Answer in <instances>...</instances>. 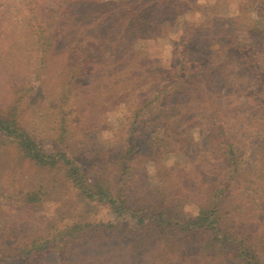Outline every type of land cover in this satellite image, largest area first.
<instances>
[{
	"label": "rangeland",
	"instance_id": "rangeland-1",
	"mask_svg": "<svg viewBox=\"0 0 264 264\" xmlns=\"http://www.w3.org/2000/svg\"><path fill=\"white\" fill-rule=\"evenodd\" d=\"M110 2L116 4L111 9L115 12L105 15L103 6ZM60 3L0 0V110L16 108L22 127L46 153L57 145L64 112L68 138L81 149L80 161L89 162L102 156L98 153L102 148L126 147L134 113L146 108L154 91L162 90L164 94L146 108H151L148 117L144 111L140 114L144 117L138 121L140 128L158 126L167 115L170 119L163 125H171L178 139L202 140L209 150L210 133L224 127L250 182L242 183V192L254 199L258 191L253 206L264 214V52L257 48L251 55L230 54L231 44L253 47L264 42V0H70L62 7ZM124 11L131 12L124 17ZM37 25L59 33L46 54L45 40L34 31ZM191 31L203 37L189 39L199 44L191 60L203 62L187 66L180 75L182 36ZM74 52L86 55L87 70L74 81L79 89L61 111L63 86L79 73L71 74L68 65ZM220 91L226 92L222 96ZM167 131L156 130L155 140L165 141ZM200 149L178 144L159 163L164 168L197 163L204 156ZM145 171L148 180L158 182L154 166L147 164ZM43 178V171L22 161L14 146L0 139V239L25 243L46 235L52 226L60 233L72 224L66 205L72 195L64 183L57 184L62 186L53 198L24 207L23 192ZM234 204L240 205L237 198ZM185 206L194 211V204ZM93 211L97 221L115 219L106 207ZM53 255L42 262L60 264Z\"/></svg>",
	"mask_w": 264,
	"mask_h": 264
},
{
	"label": "trees",
	"instance_id": "trees-1",
	"mask_svg": "<svg viewBox=\"0 0 264 264\" xmlns=\"http://www.w3.org/2000/svg\"><path fill=\"white\" fill-rule=\"evenodd\" d=\"M60 1L62 7L70 0ZM115 5H104V14L112 15ZM128 12L131 11L122 13L124 17ZM47 28L37 25L34 29L45 40L43 54L59 36L58 31L49 32ZM197 34L191 31L182 36L185 43L178 54L180 75L187 72V66L203 62L191 60L199 44L189 39L201 38ZM257 48L264 52V42L253 47L231 44L230 54L251 55ZM71 55L76 56L68 63L71 74L79 73L71 75L70 82L63 86L61 111L79 89L74 81L87 70L85 54ZM225 92L219 93L223 96ZM161 93L164 94L162 90L154 91L146 108ZM146 108L134 113L126 147L102 148L98 151L102 156L89 162L80 161L81 149L68 138L71 132L64 124V112H60L62 125L55 140L57 145L52 144V152L46 153L36 137L22 127L16 108L0 110V139L14 146L22 161L45 173L37 186L23 192L24 207L53 198V192L62 186L57 184H66L72 195L66 203L71 208V225L60 233H55L57 227L52 226L46 235L25 243L0 239V264H46L42 261L54 256V252L60 264H264V214L260 215V210L253 206L258 191L254 199L242 192V183L250 182L232 137L226 135L224 127H216L208 139L209 150H205L206 143L200 137V142L178 139L171 125H163L170 119L167 115L160 119V125L149 124L144 131L138 121L144 120L140 115L143 111L147 117L151 113V108ZM158 129L169 130L165 141L155 140L154 132ZM178 144L189 149L200 146L204 156L198 157L197 163L164 168L159 161ZM147 164L154 166L158 182L147 179ZM236 198L241 206L235 207ZM186 204H194V211L187 210ZM97 206L108 208L115 219L95 220L93 210Z\"/></svg>",
	"mask_w": 264,
	"mask_h": 264
}]
</instances>
